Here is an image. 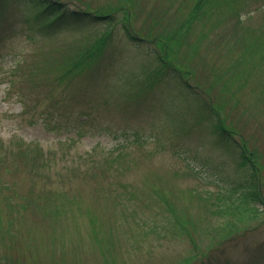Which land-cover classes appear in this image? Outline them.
<instances>
[{
	"label": "rangeland",
	"instance_id": "1",
	"mask_svg": "<svg viewBox=\"0 0 264 264\" xmlns=\"http://www.w3.org/2000/svg\"><path fill=\"white\" fill-rule=\"evenodd\" d=\"M60 1L104 17L58 38L26 31L20 18L0 30V264H183L190 254L184 264H264V203L211 215L189 194L228 189L246 173L186 101L161 84L139 90L149 60L130 37L163 15L159 44L178 39L172 67L205 117L246 145L264 199V0H245L241 20L226 8L196 18L199 0ZM111 27L97 56L109 63L104 80L85 81L80 59L67 83L52 82L58 61ZM68 89L77 98L62 113ZM120 183L132 202H121ZM154 188L186 211L189 231L152 220L158 206L144 202Z\"/></svg>",
	"mask_w": 264,
	"mask_h": 264
},
{
	"label": "trees",
	"instance_id": "2",
	"mask_svg": "<svg viewBox=\"0 0 264 264\" xmlns=\"http://www.w3.org/2000/svg\"><path fill=\"white\" fill-rule=\"evenodd\" d=\"M244 1L245 0H199L197 2L198 13L196 18L209 16L211 13L215 12V10L221 11L223 8H226L230 13L234 14L235 17L241 20L242 14L240 13V9ZM162 16L163 15L156 16L151 21H149L151 23V27L149 28L148 32H145L144 27H142L144 30L139 29L142 33L135 32L137 36H130L132 40L131 44L140 53L144 54L149 60V64L144 72L142 82H140L138 88L141 91H145L154 85L161 84L167 89L171 90L181 102L184 103L186 101L185 104L191 106V110H193V112L198 114L201 119H205L209 122V131L212 136L213 143L221 148L223 152L229 155L234 160L236 166L239 168L241 167L243 169L242 171L246 173V177H243V180L232 185L228 189L226 188L223 190V188H221L220 190L215 191L214 194L210 191H205L207 189H202L199 191L194 187H189V194L191 196H195V200L204 205H202L204 207L203 209H208L211 215L228 213L229 215L236 216L238 213H241L243 210H245L244 203H246L247 206L251 207L252 211L255 212L257 209L255 204L264 203V199L260 191L259 178L254 171L255 166L252 162L253 157H248L250 155L247 152L246 145L237 141L233 133L228 128L221 125V122L218 118L213 119L209 113V118L205 117V104L201 105L199 102H197V100H195V103L194 100L189 97L190 93L194 89H192V86L186 81L184 73L179 69H174L172 67L174 63L173 59L170 60L168 56V53L170 51L172 52L174 43L178 39H172L171 42H166L165 46H161L157 36L153 33L155 32L157 21ZM100 17L104 16L88 12L84 9L81 10L75 8L60 0H0V30H3L4 28H10L12 23L17 18H20L26 31L33 32L38 36L46 38H58L61 35L54 33L57 30L65 28L69 25L79 27V25H83L82 22L98 19ZM112 18V15H106L107 22L113 21ZM166 28L167 26H164V29ZM111 30L112 27L108 31L102 32L100 38H97L96 41L95 39L91 40V42L95 41L93 46V43L82 46V42L80 41L78 47L75 48L77 51V54H75V59L83 60L81 65L84 64V69L88 67V70L84 73L85 81L92 82L94 79L99 81L104 80L109 63L105 62L100 56L97 58V56L102 51L103 44L106 43ZM74 33L76 32L73 31L70 34ZM78 38L82 40L86 39L85 36H78ZM153 41L159 46L153 44ZM147 43H150L151 45L149 46ZM145 44L147 47L144 46ZM87 46L91 47L87 48ZM75 59L71 61H68V59H62L61 61H58L56 63V71H58V73L52 82L67 83L69 72H71L72 66L74 62H76L74 61ZM243 59L244 57L241 56L240 61ZM74 67L75 64L73 69ZM27 76L31 79L34 78L33 75H25V77ZM79 77L82 78V75ZM81 83H83V80ZM78 88L82 89L83 85L79 86ZM65 96L62 98L63 102L60 109L62 113L69 111V107L71 105L70 103L77 98L72 89H68ZM20 98L19 102L22 106H24V99ZM48 99L50 107L56 113L58 110L55 105L56 101L53 100L52 96L48 97ZM202 107H204V109H202ZM58 122L59 121L54 122L55 125L53 128L47 126V129L51 131H53L55 128L58 129ZM252 154L256 155L255 152ZM108 155L111 156L110 159L112 161L121 157L120 154L112 155L111 151L108 153ZM118 187L120 192L125 195V197L121 196V202H132L133 198L129 197V195H132V193L126 184L120 183ZM155 196L157 198H155ZM168 197L170 196L166 195L158 188L153 189V196L149 194V201L146 200L144 203L147 204L150 202L149 204L158 206V209L154 211L156 217H153L152 220L157 223L160 222L162 226L169 225V229H171V225H174L173 228H176L180 231L188 230V225L192 221L190 220L186 211L175 213L171 209V197ZM155 201L160 202L162 205H158ZM110 239L112 240V238ZM193 256L194 255L190 254L188 259L183 261V264L187 261L190 263L193 260ZM250 262L251 264H260V261H258L256 256H254L253 260Z\"/></svg>",
	"mask_w": 264,
	"mask_h": 264
}]
</instances>
